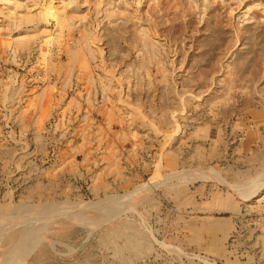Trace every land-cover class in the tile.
<instances>
[{
	"label": "rangeland",
	"instance_id": "rangeland-1",
	"mask_svg": "<svg viewBox=\"0 0 264 264\" xmlns=\"http://www.w3.org/2000/svg\"><path fill=\"white\" fill-rule=\"evenodd\" d=\"M0 264H264V0H0Z\"/></svg>",
	"mask_w": 264,
	"mask_h": 264
}]
</instances>
